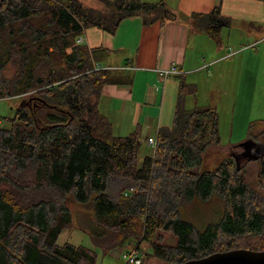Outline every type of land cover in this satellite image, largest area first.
I'll list each match as a JSON object with an SVG mask.
<instances>
[{
  "label": "trees",
  "instance_id": "obj_1",
  "mask_svg": "<svg viewBox=\"0 0 264 264\" xmlns=\"http://www.w3.org/2000/svg\"><path fill=\"white\" fill-rule=\"evenodd\" d=\"M99 1L103 9L79 0H0V99L20 98L6 119L10 128L0 121V264H96L94 250L58 242L74 227L68 200L91 205L94 226L84 230L103 252L130 238L171 264L233 249L264 251V198L248 186L247 167L238 166L250 159L227 157L201 169L203 153L219 142L217 117L210 108L183 106L196 91L183 75L172 124L158 130L152 155L141 157L138 130L113 134L98 106L102 86L113 80L94 68L96 50L77 39L91 27L113 33L133 15L145 24L162 21L167 9L162 0ZM191 23L216 39L229 19L218 4L192 14ZM252 127L248 143H262L264 129ZM254 162L264 180L262 156ZM114 182H124L117 193L109 191ZM213 194L223 204L215 224L200 232L181 219L182 202ZM159 230L176 242L163 244Z\"/></svg>",
  "mask_w": 264,
  "mask_h": 264
},
{
  "label": "crops",
  "instance_id": "obj_2",
  "mask_svg": "<svg viewBox=\"0 0 264 264\" xmlns=\"http://www.w3.org/2000/svg\"><path fill=\"white\" fill-rule=\"evenodd\" d=\"M142 1L156 3L161 0ZM162 1L167 9L162 21L145 24L140 15H133L121 20L113 33L91 27L84 30L77 39L78 42L81 39L79 43L84 44L88 49L96 50L94 65L109 68L107 72L113 81L102 86L98 106L111 123L113 134L125 136L138 130L142 143L150 137H156L161 127L171 126L177 104L179 75H183L184 78L190 77L200 67L197 50H208L201 45L196 47L197 40L200 44L203 43L199 39L201 36L212 40V51L216 55L214 60L224 52L222 41L226 38L229 42V34L232 30L238 31V39L232 43L238 46V50L264 37V1ZM218 4L221 14L229 19V25L223 28L219 37L215 39L206 35L200 28H195L191 23V15L208 14ZM220 36L223 40H219ZM246 51L248 48L240 53ZM243 65L241 64L240 75ZM172 66H175L180 74H170L163 79L161 71ZM256 144L254 143L253 146ZM242 150L240 146L225 157L237 162L239 159L235 153H241ZM140 155L141 157L152 155L151 146L143 143ZM73 232L72 230L62 232L58 242H63L59 244L69 242L70 234H74ZM79 241H82L80 237H78ZM87 242L88 244L76 245H87L86 247L93 249L90 239H83V243ZM141 244L151 252L146 242ZM150 252H147L143 264H165V261L150 256ZM102 262L103 258L97 264Z\"/></svg>",
  "mask_w": 264,
  "mask_h": 264
},
{
  "label": "rangeland",
  "instance_id": "obj_3",
  "mask_svg": "<svg viewBox=\"0 0 264 264\" xmlns=\"http://www.w3.org/2000/svg\"><path fill=\"white\" fill-rule=\"evenodd\" d=\"M79 1L83 7L103 9L104 6L99 0ZM237 33L238 31H231L229 42H227L226 38L223 40L222 36H220L219 40H223L224 52L222 53L223 55L217 56L216 60H214L216 55L212 51V40L206 36L199 38L203 42L201 44L197 40L196 47L201 45L203 48L207 47L208 50H197L199 54L198 65L200 67L190 77L185 76L187 83L195 85V95L186 96L182 104L188 109H213L217 117L219 142L207 147L203 153L201 169H214L222 158L226 159V155L242 146V157L248 158L250 161L246 162V159H239V169L242 170L243 166L247 167L242 171L246 170L244 176L248 186L264 198V180H259L257 165L254 162L258 155L262 156L264 160V141L252 146L248 143L247 138L250 122L253 123V132L258 128L264 129V37L252 45L238 50V46L232 44L238 39ZM246 48H248V51L240 53ZM231 51L234 52L233 55H229ZM241 64L244 65L240 75ZM13 73V69L10 68L5 71V76L10 78ZM25 97L28 100L30 96L27 95ZM19 104L20 98L0 99V121L5 128H10L11 125L6 119L14 117L15 110ZM122 184L124 182L110 184L109 191L117 193ZM68 202L70 206L68 208L73 215L74 226L72 229L74 234H70L69 242L88 244V242L83 243V239L89 238L91 241L89 232L85 231L92 230L94 226L91 224V205L77 201L72 202V200H68ZM222 211V201L216 194H213L207 201L195 198L182 202L179 207L181 219L193 224L200 232L207 226L215 224L220 219ZM158 235L165 245H173L175 243V237L168 231L159 230ZM78 237L82 241L78 242ZM254 240L248 238L250 243ZM62 242L60 241L59 243ZM147 244L150 245L149 243ZM91 246L92 250L97 254L96 264L101 258H103L102 264H124V260L118 251L120 246L105 252L92 241ZM147 252H150L149 249H147ZM165 264L171 263L165 261Z\"/></svg>",
  "mask_w": 264,
  "mask_h": 264
},
{
  "label": "water",
  "instance_id": "obj_4",
  "mask_svg": "<svg viewBox=\"0 0 264 264\" xmlns=\"http://www.w3.org/2000/svg\"><path fill=\"white\" fill-rule=\"evenodd\" d=\"M181 264H264V251L233 249L191 259Z\"/></svg>",
  "mask_w": 264,
  "mask_h": 264
},
{
  "label": "built area",
  "instance_id": "obj_5",
  "mask_svg": "<svg viewBox=\"0 0 264 264\" xmlns=\"http://www.w3.org/2000/svg\"><path fill=\"white\" fill-rule=\"evenodd\" d=\"M78 42V41H77ZM79 42H81V39H79ZM234 52L231 51L229 55H233ZM96 70L100 69H109L108 67H100L95 65L94 67ZM180 74V71L175 67L172 66L168 69H164L161 71V77L165 79L168 75ZM145 145H150L152 152L154 151L155 145H156V137H150L145 142H143ZM119 254L121 255L122 259L124 260V264H143L144 259L147 255L146 248L141 244V242H138L135 239H128L125 243H123L118 248Z\"/></svg>",
  "mask_w": 264,
  "mask_h": 264
},
{
  "label": "flooded vegetation",
  "instance_id": "obj_6",
  "mask_svg": "<svg viewBox=\"0 0 264 264\" xmlns=\"http://www.w3.org/2000/svg\"><path fill=\"white\" fill-rule=\"evenodd\" d=\"M250 145L253 146V144H251V143H250ZM235 155H236V157H237L238 159L242 158V156H243L242 153H237V154L235 153Z\"/></svg>",
  "mask_w": 264,
  "mask_h": 264
}]
</instances>
